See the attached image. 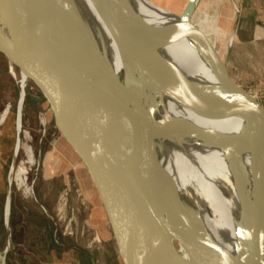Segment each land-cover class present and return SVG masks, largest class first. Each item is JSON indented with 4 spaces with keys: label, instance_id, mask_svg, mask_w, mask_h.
<instances>
[{
    "label": "water",
    "instance_id": "1",
    "mask_svg": "<svg viewBox=\"0 0 264 264\" xmlns=\"http://www.w3.org/2000/svg\"><path fill=\"white\" fill-rule=\"evenodd\" d=\"M89 1L119 50L141 60L146 73L154 60L162 58L156 45L190 37L220 68L226 97L216 100L218 110L247 122L246 107H255L264 129L262 105L236 84L227 59L194 28L199 0H189L181 15L180 35L171 28L146 24L123 0ZM7 5L13 43L0 40V55L25 76L40 97L67 163L76 170L77 183L90 205L99 235L115 245L119 263L231 264L211 252L199 215L187 209L175 182L159 163L154 139L163 134L150 127L138 96L136 108L120 82L104 67L87 31L76 23L70 0H7ZM53 36L59 37L69 52L72 68L65 105L70 108L75 97L80 99L86 118L81 131L71 124L40 71L41 43ZM240 137L250 155L255 182L247 215L251 228L249 264H264V150L252 131L243 129ZM165 209L173 211L167 227L163 222ZM0 258L5 264L6 254Z\"/></svg>",
    "mask_w": 264,
    "mask_h": 264
},
{
    "label": "bare ground",
    "instance_id": "2",
    "mask_svg": "<svg viewBox=\"0 0 264 264\" xmlns=\"http://www.w3.org/2000/svg\"><path fill=\"white\" fill-rule=\"evenodd\" d=\"M123 1L146 24L171 28L181 34V16L172 26H155L135 3L145 0ZM70 5L76 23L87 31L102 64L120 82L132 106L138 108L134 103L138 96L150 127L163 134L154 139L159 163L175 182L187 209L199 215L211 252L227 258L231 264H249L251 228L247 215L255 196V182L250 155L240 134L243 129L248 133L252 131L264 150V129L255 107H246L247 122L218 110L216 100L226 97L225 87L220 68L204 50L199 48L198 53L187 49L182 45V38L168 45H156L162 58L154 60L146 73L141 60L119 50L89 0H70ZM8 10L7 0H0V39L12 45ZM26 14L38 18L37 14ZM41 45L40 71L71 124L81 131L86 126V118L80 99L75 97L70 108L65 105L72 68L69 52L56 36L45 39ZM19 78L18 114L21 116L28 81L20 73ZM234 117L242 121L240 131ZM29 152L31 161L33 153ZM18 170L13 182L27 190V169ZM172 214L170 209L163 211L165 227L173 219Z\"/></svg>",
    "mask_w": 264,
    "mask_h": 264
},
{
    "label": "rangeland",
    "instance_id": "3",
    "mask_svg": "<svg viewBox=\"0 0 264 264\" xmlns=\"http://www.w3.org/2000/svg\"><path fill=\"white\" fill-rule=\"evenodd\" d=\"M187 1L134 2L155 26L169 27L178 21ZM197 6L195 30L220 50L236 84L264 108V55L255 50L251 57L232 53L236 4L201 0ZM182 45L199 50L190 37H183ZM13 69L0 55V255L6 254L5 264H120L115 245L100 237L76 170L67 163L49 113L30 85L18 114L21 87ZM234 119L240 131L242 121ZM18 167L27 169V190L13 182Z\"/></svg>",
    "mask_w": 264,
    "mask_h": 264
},
{
    "label": "crops",
    "instance_id": "4",
    "mask_svg": "<svg viewBox=\"0 0 264 264\" xmlns=\"http://www.w3.org/2000/svg\"><path fill=\"white\" fill-rule=\"evenodd\" d=\"M233 1L237 7V16L233 31V55H237L238 57H251L252 50L264 55V0ZM188 2L189 0L185 8Z\"/></svg>",
    "mask_w": 264,
    "mask_h": 264
}]
</instances>
